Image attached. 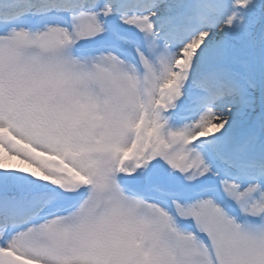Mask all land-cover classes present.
Instances as JSON below:
<instances>
[{
	"label": "snow or ice",
	"instance_id": "1",
	"mask_svg": "<svg viewBox=\"0 0 264 264\" xmlns=\"http://www.w3.org/2000/svg\"><path fill=\"white\" fill-rule=\"evenodd\" d=\"M0 264H264V0H0Z\"/></svg>",
	"mask_w": 264,
	"mask_h": 264
}]
</instances>
